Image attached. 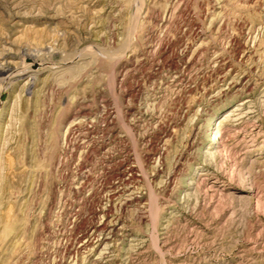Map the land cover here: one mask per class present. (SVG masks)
Listing matches in <instances>:
<instances>
[{
	"label": "rangeland",
	"instance_id": "1",
	"mask_svg": "<svg viewBox=\"0 0 264 264\" xmlns=\"http://www.w3.org/2000/svg\"><path fill=\"white\" fill-rule=\"evenodd\" d=\"M262 27L264 0H0V264H95L106 205L116 231L97 264H264V200L245 189L251 176L264 195V106L258 132L239 145L227 127L213 158L204 132L262 98ZM83 110L114 113L110 153L83 125L68 156ZM125 159L137 204L115 195ZM132 236L146 248L125 255Z\"/></svg>",
	"mask_w": 264,
	"mask_h": 264
},
{
	"label": "bare ground",
	"instance_id": "2",
	"mask_svg": "<svg viewBox=\"0 0 264 264\" xmlns=\"http://www.w3.org/2000/svg\"><path fill=\"white\" fill-rule=\"evenodd\" d=\"M252 30H254V28H252ZM262 30H264V27H262ZM32 66H34V65H32ZM30 68L31 67H24V69L21 72H23V73L25 72L26 73V72L29 71ZM13 73L14 72L10 73L6 79H9L10 77H12L10 75H13ZM239 86H242L243 88H248L249 87V85H245V83H241V81H239V82H236V83L233 84V89H235V90L239 89ZM262 104L264 106V93L262 95V98H259V99H256V100L255 99L253 100L251 98H246V99L240 101L234 108H232L227 114H225V116L221 120L218 121V125L216 127L212 128V129H210V128H207L205 130L203 129L204 132H209L210 130L214 131V137H212V139L210 140V143L206 147V149L208 150L207 151L208 153L205 155V159L208 158V157L213 158L215 155L219 154V152L224 149V147H225V145L227 143V138H226L227 137L226 136V133H227L226 132V128L227 127H229V126H234L235 127L236 126L237 130L235 131V133L233 135V139H235V141H237V144H239V145L244 144L246 142L247 138H249V137L251 138V136L254 134L255 131L258 132V128H259L258 117H259V115H257V108H258L259 105H262ZM262 114L264 115V111H262ZM113 118H114V113L112 111H108V110L106 112H104L103 114H101L100 116L92 115L89 112H86L85 110L80 111L78 113V115L74 117V119H73L72 123L70 124V126L68 127V131L66 133L65 141L67 142L66 152H67L68 156L71 157V158L73 156H75L74 154H75V152H76V150L78 148V147L77 148L75 147L76 145L74 146L70 141H68V138L70 137V135H72V133L77 131L80 126H83V125L87 126V129L91 133L97 132V133H101V134H105V133L107 134L108 143L105 145L104 148H102V146H100V149H99V150H102V151H104V149H105V151L102 152V153H108L109 150L111 149L112 145H115L116 143H120L122 141V139H123V136H121L116 131V129L114 128V126H113ZM144 118H146V117L144 116ZM250 128H251V130H249ZM251 141H252V139H251ZM90 142H91V144H95L96 143L94 138H93V141L91 140ZM111 154H112V152H111ZM127 158L128 159L130 158L129 155H128ZM104 160L105 161H103V162L107 163L106 164V168L108 170H110L111 169L110 168L111 165L115 161V157L113 155L112 156H108L107 155L104 158ZM211 161H212L211 159H208L207 163L208 164L212 163ZM253 164H254V166L257 165L259 167L258 170H260V173H261V171H264V160L253 161ZM122 165H123L124 169L121 170V172H122L121 173L122 174L121 177H122V180L125 181L126 183L124 184V187H121L122 184L121 185L119 184V186L116 188L117 192H116L115 195L119 199H121L122 196H125V197L129 198L128 200H126V202H124V205H127V204L131 205L132 203L137 204L138 201H137L136 191L138 192L140 190L138 188L139 185H137L138 181L136 179V174H137V170L138 169L135 168V166H132L131 164L129 165L128 160H126V163L122 164ZM138 172H139V170H138ZM199 178L200 177L198 176L197 180H199ZM200 181L201 182L196 181L195 190H197L199 188V186L201 185V183L204 182L203 180H200ZM245 182H246V185H247V187L245 189L249 191L250 197L252 199H254L257 204L260 201L264 200L263 192L260 189H257L255 187V185L253 183V180L251 179V176L248 179H246ZM80 184H83V182H81ZM188 188L189 189L193 188V183L189 182ZM207 189H209V188H207ZM210 190H212V189H210ZM111 212H112L111 208H109L108 205H106L102 210L93 211L91 213L93 215V217H94V215H95V217H99V218L101 217V221H102V223H99L97 225L100 228V230H101L100 231L101 234H100V236H98L99 238H98L97 241L93 240L94 243H96L97 245L92 250V252H94V250L97 248V246H100V245L102 246V249L101 250L99 249L100 251H99V254H97L98 256L95 258V264H97L98 262L103 261L105 258H107L108 254L111 252V250L113 248V245H111V243H109V240L112 239V237H113L112 234H114V232L116 231V227L112 226V225H111V227H109L106 224L103 225L108 219H112L113 218V215H111ZM75 217H76V215L73 216V218H75ZM110 222H113V221L111 220ZM97 226H94V225L92 226V228H93L92 231L93 232H94V229L97 228ZM262 227H264V226H262ZM118 229H121L120 231H123L124 230V226H120ZM95 232H97V230ZM126 232L127 231H125V233ZM87 233H88V231H87ZM132 239L133 240H130L131 242L128 245L127 250L125 251V255L129 254V252H131L133 250L140 251V250H144L146 248V242L142 238L138 237L136 239V237L132 236ZM80 247H81V249L83 248V251L88 249V245H86V244L81 245ZM89 251H91V250H89ZM91 254H90V256H91Z\"/></svg>",
	"mask_w": 264,
	"mask_h": 264
}]
</instances>
